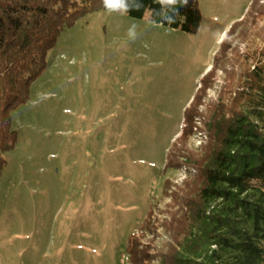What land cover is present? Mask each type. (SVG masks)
<instances>
[{"label": "rangeland", "instance_id": "obj_1", "mask_svg": "<svg viewBox=\"0 0 264 264\" xmlns=\"http://www.w3.org/2000/svg\"><path fill=\"white\" fill-rule=\"evenodd\" d=\"M198 1L195 33L154 24L150 13L136 19L105 10L62 32L28 104L13 112L18 142L0 180V264H128V239L150 206L155 218L168 217L164 183L170 195L195 175L186 157L181 168L165 169L185 108L222 47L231 59L264 44V0ZM227 69L213 71L191 151L209 141L206 114ZM197 127L207 136L200 148ZM157 235L152 245L160 250L168 239L162 228Z\"/></svg>", "mask_w": 264, "mask_h": 264}, {"label": "trees", "instance_id": "obj_2", "mask_svg": "<svg viewBox=\"0 0 264 264\" xmlns=\"http://www.w3.org/2000/svg\"><path fill=\"white\" fill-rule=\"evenodd\" d=\"M137 2L142 6L129 10L132 18L150 13L154 24L186 33L200 28L198 0L176 5L172 23H161L162 6L155 0ZM102 10L100 0H0V180L6 155L18 142L13 112L28 104L33 83L48 69V53L64 30ZM221 51L224 56L185 108L184 128L166 158L165 169L175 170L186 157L195 175L170 195L171 183H164V195L172 198L168 217L155 218L150 206L128 239V264H264V44L231 59L224 47ZM219 66L233 69H227L226 87L207 111L209 141L201 151H191L193 121ZM159 228L168 240L157 250L152 243Z\"/></svg>", "mask_w": 264, "mask_h": 264}, {"label": "clouds", "instance_id": "obj_3", "mask_svg": "<svg viewBox=\"0 0 264 264\" xmlns=\"http://www.w3.org/2000/svg\"><path fill=\"white\" fill-rule=\"evenodd\" d=\"M103 9L111 13L118 14H128L129 10L135 9L139 10L142 6L137 2V0H100ZM156 3L162 6V10L160 13H157L161 17V23L167 21L168 23H172L174 15H176L175 6L187 5L188 0H155ZM145 12H151L150 10H146ZM169 13H172L171 15ZM153 16V13H152ZM153 23H156L152 20ZM127 35L130 39L136 38V25H132L127 30Z\"/></svg>", "mask_w": 264, "mask_h": 264}, {"label": "built area", "instance_id": "obj_4", "mask_svg": "<svg viewBox=\"0 0 264 264\" xmlns=\"http://www.w3.org/2000/svg\"><path fill=\"white\" fill-rule=\"evenodd\" d=\"M206 140H207L206 134L200 130V127H197L196 132L193 135V143L195 147L200 148L206 142ZM179 172H181L182 174V179H180V181H182L185 177H187V174L189 173L187 167L180 169Z\"/></svg>", "mask_w": 264, "mask_h": 264}, {"label": "crops", "instance_id": "obj_5", "mask_svg": "<svg viewBox=\"0 0 264 264\" xmlns=\"http://www.w3.org/2000/svg\"><path fill=\"white\" fill-rule=\"evenodd\" d=\"M230 25H231V24H230ZM230 25L228 26V29H229ZM225 34H226V32H224V33L222 34V36H221L222 38H220V40H219L220 42H221V40L223 39V37L225 36ZM209 69H210V67L204 72V74L207 73V71H208ZM204 74H203V75H204Z\"/></svg>", "mask_w": 264, "mask_h": 264}]
</instances>
